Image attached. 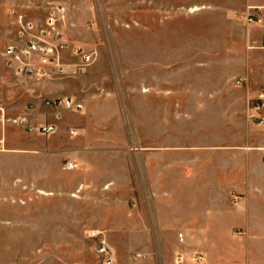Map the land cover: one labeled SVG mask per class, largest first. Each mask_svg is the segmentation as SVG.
Listing matches in <instances>:
<instances>
[{"label": "crops", "instance_id": "obj_1", "mask_svg": "<svg viewBox=\"0 0 264 264\" xmlns=\"http://www.w3.org/2000/svg\"><path fill=\"white\" fill-rule=\"evenodd\" d=\"M245 1L242 17L228 5L195 4L190 9L226 12L235 27L223 45H233L236 52L204 49L173 59V196L166 199L173 207V222L172 214L168 220L163 215V184L160 176L155 179L161 167L151 168L145 161L146 155L157 152L127 150L128 142L160 139L139 132V119H124L122 96L107 88L103 75L96 77L97 65L78 70L80 58L72 59V47L82 44L71 41L62 53V76L44 79L10 69L2 51L11 75L35 81L24 89L12 88L21 97L2 105L7 115L56 126L44 144L25 156L49 161L57 154L59 169L70 176L61 180L45 166H26L27 180L8 183L10 189L26 193L0 197V237L10 239L9 252L17 239V259L0 264H102L98 239L89 237L88 229L105 231L115 262L126 248V262L133 264L134 255L153 248L161 247L163 255L165 244L159 238L168 236L172 223L173 237L184 243L178 251L188 260L203 251L206 264H264V99L259 97L264 79L256 84L252 62L253 47L264 48V11L249 10L259 20L245 16L249 6H264V1ZM241 37L247 42L246 53L237 47ZM187 43L177 33L173 36V47ZM50 85L63 89H49ZM73 85L79 88H70ZM49 97H70L83 107L47 106L44 100ZM6 126L0 123V135L5 131L2 141L13 147L2 154L21 168L23 164L14 162L21 157L17 146L30 137L17 139ZM31 138L42 141L37 134ZM139 155L144 169L139 162L132 165L131 158ZM68 161L75 166L69 168Z\"/></svg>", "mask_w": 264, "mask_h": 264}, {"label": "rangeland", "instance_id": "obj_2", "mask_svg": "<svg viewBox=\"0 0 264 264\" xmlns=\"http://www.w3.org/2000/svg\"><path fill=\"white\" fill-rule=\"evenodd\" d=\"M245 3V0H240V3L238 0H0V104L10 106L18 96L21 97L12 88L24 89L35 83L31 78L11 75L4 64L2 51L18 37L19 24L16 23L18 19L14 15L17 17L21 14L26 20L41 22L51 7H63L65 19L62 27L65 35L70 41L82 44L87 50H96L95 61L87 68L89 70L91 66L97 65L96 77L103 75L107 88L122 96L121 108L124 111V119L130 122L140 120L139 132L144 131L148 137L156 135L160 139L141 143L131 141L127 143V150L134 152L145 148L146 152H157L146 155L145 161L151 168L161 167V173L157 174L155 179L160 176L163 184L161 196L163 215L168 220V216L172 214L173 222V207L170 208L166 200L170 198L168 195L173 196V59L204 49L223 51L226 48L223 43L225 39L230 38V33L235 27L228 14L222 13L223 10L211 12L204 9L190 12L193 5L217 7L228 5L229 8L234 6L230 12L233 13L235 10L236 16L242 17L240 14L243 13ZM176 33L182 39L188 40V43L191 41V44L173 47V36ZM207 37L209 39H206ZM242 38L239 41L240 46L237 47H242L241 52L246 53L247 42H243ZM225 50L227 53L236 52L233 51V45ZM252 55V62L256 65L253 79L258 85L264 79V48L253 47ZM76 56L72 59L77 60L79 56L77 58ZM263 86L264 84L260 88ZM53 88L63 89L59 85H50L49 89ZM70 88L77 89L79 86L73 85ZM25 99L28 100L26 97ZM6 116L8 117L7 112ZM102 117L104 116L101 115L99 118ZM9 118L13 117L9 116L6 121L0 120L1 124H7L8 133L11 132L17 139H27V135L30 140L26 141L27 144L25 142L24 145L17 146L21 148L18 151L21 152L19 153L21 157L14 159V162L18 165L23 164V167L18 168L11 163L9 156L4 157L2 154L8 153L13 145L2 141L5 131L1 130L0 163H4L0 164V197L12 195L16 198L25 197L26 191L10 189L8 183L27 180L26 166L40 168L45 166L57 179H67L70 174L59 169V155L51 154L49 161L40 157L25 156L28 150H36L38 146L44 144L48 135L29 131ZM132 133L135 139L136 131ZM36 134L42 141L32 140V135ZM35 159H38V162H34ZM131 161L132 165L141 163L140 166L144 169L142 163L144 158L141 155L139 158H131ZM166 233L168 236L159 238V242L163 241L165 244L163 255L159 252L161 247L153 248L151 253L139 257L134 255L133 264H139L138 259L141 260V264H192L187 257H183L182 262L179 260L178 250L184 243L179 241L178 237H173V223L172 228ZM103 237L108 242L106 235ZM97 239L99 243V238ZM9 241L6 236L0 237V261L17 259L14 254L17 239H13V252H9ZM24 241L23 238L22 242ZM126 261L127 252L126 248H123L118 253V261L114 264H128Z\"/></svg>", "mask_w": 264, "mask_h": 264}, {"label": "built area", "instance_id": "obj_3", "mask_svg": "<svg viewBox=\"0 0 264 264\" xmlns=\"http://www.w3.org/2000/svg\"><path fill=\"white\" fill-rule=\"evenodd\" d=\"M256 9L264 11V6L248 7L245 14L248 21L259 20V18L249 10ZM19 31L15 42L8 44L4 50L7 66L17 73L28 75L36 79L55 78L62 76L65 71V62L62 53L72 46L71 41L65 35L62 24L65 19L64 9L60 6L51 7L46 17L41 22L26 20L19 14ZM262 47H264V34L262 37ZM75 55L79 56L80 61L77 64L78 70L84 72L96 58L95 49H86L82 45L72 47ZM264 99V87L259 96ZM44 103L47 106L64 107L66 109H82V104L70 97L46 98ZM59 116V114L57 115ZM9 117V116H8ZM5 109L0 105V120L6 121ZM15 123L24 126L29 131L41 133H51L56 126L53 124H33L26 120L24 116L9 118ZM74 133V131H72ZM69 168L75 166L73 161H68ZM87 235L91 238H99L97 252L101 255L104 264H114L115 254L103 235L104 230L88 229ZM179 260H184L183 255H179ZM192 264H206V253L196 251L190 257Z\"/></svg>", "mask_w": 264, "mask_h": 264}]
</instances>
